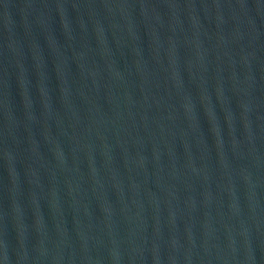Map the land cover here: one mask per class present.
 <instances>
[{
  "label": "water",
  "instance_id": "obj_1",
  "mask_svg": "<svg viewBox=\"0 0 264 264\" xmlns=\"http://www.w3.org/2000/svg\"><path fill=\"white\" fill-rule=\"evenodd\" d=\"M0 264H264V0H0Z\"/></svg>",
  "mask_w": 264,
  "mask_h": 264
}]
</instances>
